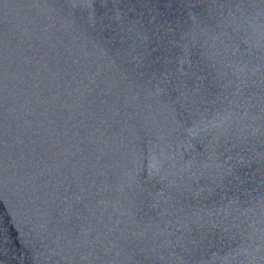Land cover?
<instances>
[{
    "label": "water",
    "instance_id": "obj_1",
    "mask_svg": "<svg viewBox=\"0 0 264 264\" xmlns=\"http://www.w3.org/2000/svg\"><path fill=\"white\" fill-rule=\"evenodd\" d=\"M0 264H264V0H0Z\"/></svg>",
    "mask_w": 264,
    "mask_h": 264
}]
</instances>
